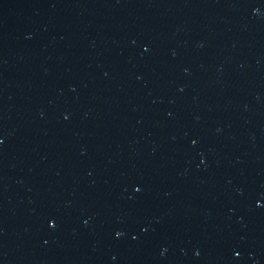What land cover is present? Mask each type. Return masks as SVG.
I'll use <instances>...</instances> for the list:
<instances>
[{"label": "water", "instance_id": "obj_1", "mask_svg": "<svg viewBox=\"0 0 264 264\" xmlns=\"http://www.w3.org/2000/svg\"><path fill=\"white\" fill-rule=\"evenodd\" d=\"M0 264H264V0H0Z\"/></svg>", "mask_w": 264, "mask_h": 264}]
</instances>
